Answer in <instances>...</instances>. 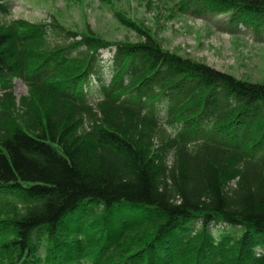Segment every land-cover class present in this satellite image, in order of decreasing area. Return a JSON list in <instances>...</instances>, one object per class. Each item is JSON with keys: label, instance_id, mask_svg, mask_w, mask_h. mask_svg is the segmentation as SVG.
<instances>
[{"label": "trees", "instance_id": "16d2710c", "mask_svg": "<svg viewBox=\"0 0 264 264\" xmlns=\"http://www.w3.org/2000/svg\"><path fill=\"white\" fill-rule=\"evenodd\" d=\"M182 9L264 28V0ZM119 20L142 41L0 22V264H264V82L169 53ZM113 48L106 83L100 52ZM15 80L28 88L19 102Z\"/></svg>", "mask_w": 264, "mask_h": 264}, {"label": "rangeland", "instance_id": "374dc122", "mask_svg": "<svg viewBox=\"0 0 264 264\" xmlns=\"http://www.w3.org/2000/svg\"><path fill=\"white\" fill-rule=\"evenodd\" d=\"M8 15L0 14V22L24 20L32 24L60 22L66 28L93 32L111 43H139L142 37L119 20V13L148 31L172 54L205 64L238 80L264 82V28L259 31L243 24L232 25L230 14H196L182 9L183 0H7ZM51 42L59 38L50 34ZM114 50L100 52V66L106 83L112 78ZM100 83L93 80L86 89L89 102L95 106L102 100ZM14 94L19 102L28 94L24 82L15 80ZM49 102L41 101L43 108ZM160 117H164L161 112ZM167 133H172L167 129ZM154 144V149H156ZM172 156H167L171 164ZM238 180V179H237ZM232 185H234L232 183ZM9 216L10 213H3ZM225 226L212 229L218 237Z\"/></svg>", "mask_w": 264, "mask_h": 264}]
</instances>
